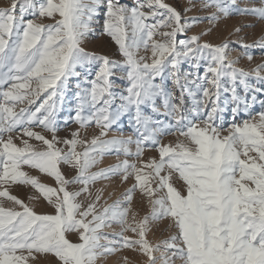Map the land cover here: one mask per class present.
Returning <instances> with one entry per match:
<instances>
[{"label":"snow or ice","instance_id":"6c2138e0","mask_svg":"<svg viewBox=\"0 0 264 264\" xmlns=\"http://www.w3.org/2000/svg\"><path fill=\"white\" fill-rule=\"evenodd\" d=\"M242 2L183 0L181 10L167 0H138L131 7L120 0H13L0 10V264H28L37 255L54 256L58 264H97L122 249L142 254L145 264H264V111L258 119L249 111L257 94L264 95V64L238 68L239 60L229 59L230 42L205 39L234 13L264 21V0L258 6L240 7ZM196 8L210 15L189 18ZM101 14L103 34L120 59L83 47ZM25 15L54 23L25 21ZM204 21L206 30L187 35ZM240 47L264 49V39ZM141 49H150V63L138 58ZM245 56L253 60L246 51ZM168 81L175 91L168 90ZM260 103L264 109V100ZM226 113L232 121L227 128ZM242 113L248 119L237 123ZM125 117L136 139H107L109 131H120ZM70 123L77 130L61 139L58 132ZM91 126L99 135L81 139L80 129ZM37 127L42 131L33 130ZM14 133L26 137L22 147ZM176 134L183 139L175 145L161 143L160 137ZM146 148L157 151L159 160L138 167L125 159L91 171L107 153L140 159ZM61 164L75 169V178L66 179ZM23 166L53 178L58 187L39 182ZM173 173L185 194L173 186ZM113 177L135 181L123 200L101 208L97 191L87 205L79 201L92 196L90 186L97 181ZM77 184L79 191L68 190ZM13 185L35 189L52 212L37 214L10 193ZM137 190L147 197L150 215L139 222L133 215L129 223ZM157 193L163 194L154 198ZM4 200L20 210L4 207ZM162 219H169L175 234L162 248L154 247L146 238L149 225ZM115 226L119 232L103 234ZM69 233L78 234L79 242H71ZM155 252L162 253L159 262Z\"/></svg>","mask_w":264,"mask_h":264},{"label":"rangeland","instance_id":"374dc122","mask_svg":"<svg viewBox=\"0 0 264 264\" xmlns=\"http://www.w3.org/2000/svg\"><path fill=\"white\" fill-rule=\"evenodd\" d=\"M13 0H0V10L9 8L12 4ZM34 2H39V0H34ZM138 0H120L121 5L125 7H131L135 6ZM169 3L175 4L178 8L182 10L183 8V0H181L180 3H177V0H167ZM260 0H251V4L247 3V0L245 2H242L240 4V7L245 6H251V5H259ZM147 11V9H144ZM19 7L16 9V14L19 16ZM210 15L207 11H201L199 8L194 9L193 11L188 13V17H199L203 18ZM59 17H57L58 19ZM25 21L27 20H34L36 23H42V24H51L54 23L52 19L49 18H36L31 15H25L24 17ZM207 21H204L203 23H199L195 25L192 30L187 34L188 36L199 34L201 31H203V27H209V25L206 26ZM223 24V25H222ZM205 25V26H204ZM220 25V26H219ZM218 27H223V31L226 32L223 33L224 37H221L222 40L218 43L213 44H220L224 41L230 42L231 45V51L229 53V59H238L239 63L236 65L238 68H242L246 71H251L252 69L256 68L258 65L264 64V49H261L259 47H249L246 50L242 49L240 47V44H246V45H252L257 41H260L264 39V21L259 20L258 18L252 17V16H242L239 14H233L231 18L223 20L221 24L219 23ZM225 25H227L225 27ZM203 26V27H202ZM93 32L90 34L89 38L84 42L83 47L86 51L89 52H95L97 54H105L108 55L110 58L114 59H120V57L117 54V48L115 43L111 40L109 36L106 34H103V15L97 17L93 21L92 24ZM226 28V29H225ZM240 28L241 31L239 33L235 32V29ZM203 29V30H202ZM184 38V37H180ZM155 39H160V37H155ZM245 51L248 54H251L253 56V60L249 62L246 59ZM142 56L145 57L147 62H151V51L150 49L148 51H144L143 49L140 50L138 54V58ZM183 72H188L189 68L185 64L182 67ZM201 71H203V67L201 68ZM264 75V72L261 73ZM250 82L255 84V78H250ZM7 87V86H5ZM72 87H75V82H72ZM167 87L169 91H175L174 85L171 81H168ZM240 95L243 96L244 92L243 89H239ZM178 94V93H177ZM251 94H249L250 96ZM264 100V95L257 94V100L255 104L249 109V111L252 113V115L258 119V116L256 115L260 111H264V109L261 108L260 101ZM160 102L158 101V105ZM19 109L17 108V111ZM145 114L147 116H151L152 113L149 110H145ZM62 116L68 115V112H64L61 114ZM160 119H164L163 117H159ZM244 119H248L247 114H241L240 116L236 117L237 123H242ZM232 121L228 118V114H225V120H224V127L227 128L229 124ZM78 125L75 123H70L68 127H63L62 130L58 132V136L63 139L65 137L69 136V133L71 131L77 130ZM34 131L41 132L42 130L40 128H34ZM99 129L95 126H91L87 129H80V136L81 139L85 140H91L93 136L99 135ZM46 135L49 139H51L50 133H43ZM221 135H227V131L222 132ZM128 137H132L133 140L136 139V129L129 123V120L127 117L124 118L123 123L120 126V131H109L107 139L112 138H124L127 139ZM7 137H5L6 139ZM26 138V137H22ZM21 138V139H22ZM21 139H18L16 137V134H13V141L17 146H23ZM183 139L178 134L176 135H165L160 137L161 143L163 144H172L175 145L178 140ZM30 143H32L34 146H36L38 149H42V145H40L35 140H30ZM58 147H64L63 145H58ZM132 151L135 152V144L131 146ZM82 150V149H78ZM250 156L255 157L257 154L250 152ZM244 158V157H242ZM125 159L128 160L129 163H135L138 167L141 166V164L151 160L156 159L159 160V154L157 151H155L152 148H146V150L143 153V156L140 159H136L134 156L131 157H125L124 155H116L113 153H107L102 158L101 162L93 168L91 171H99L104 168H108L111 166H114L118 163H122ZM258 159V158H257ZM259 162V161H258ZM60 169L65 176L66 179H73L76 176V170L72 169L69 166L60 165ZM23 171L27 172L30 176L36 177L39 182L45 184L46 186L50 187H58L55 180L53 178H50L44 174H41L38 172V170L30 169L27 166H23ZM163 174V173H162ZM134 179L129 178L127 182H122L119 177H113L110 180H101L97 181L94 185L90 186V191L92 192L91 197H85L81 196L79 197V201L83 204L87 205L91 201V199L95 196L97 191L101 192V200L99 206L106 207L108 205H111L115 203L118 199L123 200V197L127 190L131 188L134 184ZM173 186L176 187L182 194H185V186L183 185V182L179 179L178 174L173 173L172 180ZM81 185H69V191H79ZM155 187V185H153ZM2 190V189H0ZM9 191L12 195H15L22 201H24L25 204H27L29 207L33 208V210L37 214H50L52 212L51 207L47 204V202L43 199L41 194L37 192L35 189H32L30 186H20V185H13L9 188ZM163 193H157L158 198ZM2 199V198H0ZM4 207L6 208H13L15 207L17 210H20L18 206L13 205L11 202H8L6 200L3 201ZM133 215H135V221L139 222L142 220L145 216L150 215V205L148 203L147 197H145L139 190H137L133 194V200L130 205V212H129V223H133ZM149 232L147 234V240L152 246L160 245L162 248L163 241L170 238L171 235L175 234V229L170 228V221L169 219H162L158 222L152 223L150 222L149 225ZM119 226H115L113 228H105L103 229V234L107 236H112L115 233L119 232ZM126 236L130 237L131 239H136L137 237L131 233L126 232ZM67 238L74 243L79 242L78 240V234L76 233H69L67 234ZM101 243H106V241H101ZM161 252H155L154 255L158 258L161 256ZM27 255V253H25ZM125 259H127V264H145L146 257H144L142 254L138 252H134L130 249H122L118 252H116L113 255L107 256L105 258H102L97 261V264H124ZM28 264H58L56 261V258L51 255H45V256H39L37 255L35 260L29 259ZM177 264H180L179 261H177Z\"/></svg>","mask_w":264,"mask_h":264},{"label":"bare ground","instance_id":"6f19581e","mask_svg":"<svg viewBox=\"0 0 264 264\" xmlns=\"http://www.w3.org/2000/svg\"><path fill=\"white\" fill-rule=\"evenodd\" d=\"M221 24V23H220ZM208 24H206V26H207ZM223 25V24H222ZM205 26V25H204ZM220 26V25H219ZM227 25H225V27H226ZM203 27V26H202ZM208 27H203V29L204 30H206ZM223 28V27H222ZM221 27H216L215 28V30L212 32V34L211 35H209V36H206L205 37V39L206 40H208V41H210L211 43H218V41L220 42L221 40H222V38L221 37H224L223 35V33H225L226 34V32H224L223 30L224 29H222ZM202 29V30H203ZM226 29V28H225ZM203 30V31H204ZM225 37H227V36H225ZM224 37V38H225ZM228 38V37H227ZM221 39V40H220Z\"/></svg>","mask_w":264,"mask_h":264}]
</instances>
